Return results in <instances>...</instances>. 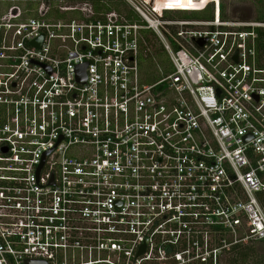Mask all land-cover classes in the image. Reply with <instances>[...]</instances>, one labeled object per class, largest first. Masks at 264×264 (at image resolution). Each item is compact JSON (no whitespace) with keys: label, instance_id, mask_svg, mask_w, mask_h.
I'll use <instances>...</instances> for the list:
<instances>
[{"label":"built area","instance_id":"obj_1","mask_svg":"<svg viewBox=\"0 0 264 264\" xmlns=\"http://www.w3.org/2000/svg\"><path fill=\"white\" fill-rule=\"evenodd\" d=\"M93 1L0 0V264H218L264 240V21Z\"/></svg>","mask_w":264,"mask_h":264},{"label":"trees","instance_id":"obj_2","mask_svg":"<svg viewBox=\"0 0 264 264\" xmlns=\"http://www.w3.org/2000/svg\"><path fill=\"white\" fill-rule=\"evenodd\" d=\"M92 5L95 13L97 14L96 19L104 20V16L110 12H114L118 16L124 17L130 22L137 19V17L133 14L132 10L128 8L129 6L122 0H108L104 2H99L97 0H94ZM222 9L223 8L220 4V16L222 19H225ZM175 17L184 20H200V21L212 20L213 8H211L210 10L209 6H206L205 8H202L197 11L177 12ZM261 36L262 37L259 40V44L262 51V55L264 57V34ZM157 56H158V63H160L161 65L166 64L167 59L161 52H158ZM258 200L260 201L261 206L264 210V193L258 196ZM260 242H264V240ZM223 254H226V258L224 260V263L222 264H250L252 262L253 264H264V255L261 257L259 255V259L256 260L257 255L254 254V248L251 245L249 246L235 245L230 249L224 251Z\"/></svg>","mask_w":264,"mask_h":264},{"label":"rangeland","instance_id":"obj_3","mask_svg":"<svg viewBox=\"0 0 264 264\" xmlns=\"http://www.w3.org/2000/svg\"><path fill=\"white\" fill-rule=\"evenodd\" d=\"M182 3L181 10H200L204 8V4L209 2V0H178ZM220 4L222 6V12L224 13V17L227 20L234 21H254V20H264V0H220ZM209 9L213 8L212 5L208 4ZM128 7V6H127ZM1 8V6H0ZM129 8V7H128ZM176 15V14H174ZM155 46V48H154ZM158 49L157 42L155 38L151 37L149 40V46L147 48V53L149 57L156 56L158 52H162L161 49ZM154 65V64H153ZM145 68H152V66H142ZM241 246H249L251 245L254 248V254L257 255L256 260L264 255V242H246L239 244ZM226 258V254L219 253L217 256V262L222 264ZM250 264H253L250 263Z\"/></svg>","mask_w":264,"mask_h":264},{"label":"water","instance_id":"obj_4","mask_svg":"<svg viewBox=\"0 0 264 264\" xmlns=\"http://www.w3.org/2000/svg\"><path fill=\"white\" fill-rule=\"evenodd\" d=\"M143 248H141V250H140V252L137 254V255H140L142 252H143V250H142Z\"/></svg>","mask_w":264,"mask_h":264},{"label":"crops","instance_id":"obj_5","mask_svg":"<svg viewBox=\"0 0 264 264\" xmlns=\"http://www.w3.org/2000/svg\"><path fill=\"white\" fill-rule=\"evenodd\" d=\"M162 53V52H161Z\"/></svg>","mask_w":264,"mask_h":264}]
</instances>
